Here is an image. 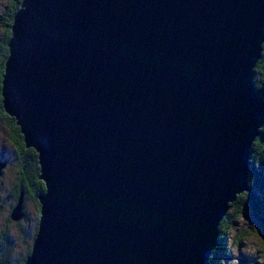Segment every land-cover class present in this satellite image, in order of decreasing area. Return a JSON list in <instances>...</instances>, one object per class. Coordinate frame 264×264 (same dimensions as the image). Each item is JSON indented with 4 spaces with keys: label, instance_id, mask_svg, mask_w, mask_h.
Here are the masks:
<instances>
[{
    "label": "water",
    "instance_id": "1",
    "mask_svg": "<svg viewBox=\"0 0 264 264\" xmlns=\"http://www.w3.org/2000/svg\"><path fill=\"white\" fill-rule=\"evenodd\" d=\"M263 41L264 0H22L1 96L45 185L24 264H207L248 189Z\"/></svg>",
    "mask_w": 264,
    "mask_h": 264
},
{
    "label": "trees",
    "instance_id": "2",
    "mask_svg": "<svg viewBox=\"0 0 264 264\" xmlns=\"http://www.w3.org/2000/svg\"><path fill=\"white\" fill-rule=\"evenodd\" d=\"M4 2L0 3L2 7L0 8V141L3 140L5 144H8L10 147V153L6 156L3 154V152L0 151V160L5 163L4 170L6 168H13L15 170V178L14 183L7 189V193L4 197L3 204H6L8 206V215L11 210V208L16 203V200L19 196V193L23 192V211L25 213V202L27 200H31L35 203V207L38 211V201L37 196L42 194L44 192V184L39 179V166H38V160H37V152L32 148H26L25 144L23 142V136L20 134L19 127L16 124V120L7 115L4 112L3 104H2V96H1V83H2V76L4 73V63L8 56V41L11 36V26L13 22V17L15 13L20 8V4L22 0H3ZM264 46V43L262 45V48ZM261 59V58H260ZM259 59V60H260ZM258 60V61H259ZM263 62V61H261ZM259 63V62H258ZM257 67H260L264 71V65L257 66L254 68L256 70ZM264 82V73L261 75V79L259 84H256V81L254 83L257 86H260V84ZM261 137H264V132L260 133ZM257 143L261 141V138L258 137L256 139ZM251 149V159H250V174H249V187H253L256 185L258 191L262 192V195L264 194V179L261 182V186H257L258 182L260 183L259 176L256 174L255 166L257 167H264V144H252ZM258 147V153L254 152V147ZM9 150H7L8 152ZM255 155H259V157H254ZM4 171L1 172L0 176L2 175ZM263 197V196H262ZM263 199V198H262ZM243 201H247L253 211L260 212V204L256 200L253 199L252 193L249 191L245 193V197L243 198ZM257 203V204H256ZM255 204L257 206H255ZM259 206V207H258ZM229 216H225L224 220L228 218ZM28 216L25 213L24 220L26 221ZM230 218V217H229ZM6 220L8 222L9 218L7 216ZM23 220V221H24ZM37 220H38V214L35 218L36 224H32L30 227L28 226H21V223H17L16 227L18 230V235L16 233V236L18 238L19 243L21 244L22 249L19 251L15 250V241L14 239H11V236L7 233V229L3 228L1 230L2 238H0V264H24L25 258L28 256L31 242L35 236L36 229H37ZM224 220L222 221L220 225L221 234L224 235L223 229H224ZM264 220V219H262ZM222 240V239H221ZM212 253V252H211ZM210 253V254H211ZM212 259V258H211ZM213 260H211L212 264ZM209 263V264H210Z\"/></svg>",
    "mask_w": 264,
    "mask_h": 264
},
{
    "label": "rangeland",
    "instance_id": "3",
    "mask_svg": "<svg viewBox=\"0 0 264 264\" xmlns=\"http://www.w3.org/2000/svg\"><path fill=\"white\" fill-rule=\"evenodd\" d=\"M2 2L4 1L0 0V3ZM2 5H0V8L2 7ZM260 58V60L258 61L259 63L256 62V66L257 64L258 66L264 65V46L262 49H260ZM256 71V84H259L261 75L264 73V71L260 67H257ZM257 87L259 89L261 88V86ZM260 128L264 130V121L262 122ZM258 137L261 138V141H259V143H257L256 141ZM260 143L264 144V137H261V135L255 138L253 144L258 145ZM254 149V152H259L257 146L254 147ZM7 150L9 151L7 152ZM0 151H4L3 154L6 156L11 152L10 147L8 146V144H5L3 140L0 141ZM253 155L256 158H260V156L255 155V153ZM250 159L248 160V174H250ZM255 169L256 174L260 179V183L258 182L257 186L260 185V187H262L264 186L261 184L264 179V167L262 169V167L259 168L255 166ZM2 171L4 172L0 176V232L3 228H6V234L9 233L11 239H14L15 241V250L19 251L23 246H21L16 236V233L18 235L16 223L12 221L8 222L6 220L8 216V206L6 204H3L7 189L15 181V170L9 167L5 170L3 169ZM249 181L250 179L248 177L246 186L248 189L244 192L247 193L248 191H250L252 193L253 199L256 200L258 204H260V212L258 213V210L253 211L254 209L252 210L251 205L247 201L242 202L243 198L245 197L244 192L238 194L236 199L229 205V208L227 210L226 216H229L230 218L228 217L224 220V217L219 223L221 224L224 220V229L222 231L224 232V235L221 234L220 226H218V237L214 240L211 250L212 253L209 255L207 264H209L211 260H213L212 264H264V220H262L264 219V194L262 195V192L258 191L256 185H254L253 187H249ZM34 204L35 203L31 200H27L25 202V213L28 218L26 221L24 220L21 222L22 227H30L32 224H34V220L37 215L35 213ZM256 204L255 206H257Z\"/></svg>",
    "mask_w": 264,
    "mask_h": 264
},
{
    "label": "bare ground",
    "instance_id": "4",
    "mask_svg": "<svg viewBox=\"0 0 264 264\" xmlns=\"http://www.w3.org/2000/svg\"><path fill=\"white\" fill-rule=\"evenodd\" d=\"M263 43H264V41L261 43V45H260V47H261V49H262V45H263ZM8 47V46H7ZM259 60V59H258ZM258 62V61H257ZM256 67V63L253 65V68H252V70H251V74H250V77H249V82H250V85H251V88H252V90L253 91H255V90H259V88L257 87V85L254 83V81H256V78H255V75H257V71L256 70H254V68ZM263 83V84H262ZM261 84H260V86H262V85H264V82H262ZM259 86V87H260ZM255 89V90H254ZM257 92V91H256ZM264 119V118H263ZM264 121V120H263ZM261 129V130H260ZM261 132H264V130L262 129V128H259V130H258V136L260 135V133ZM252 146L253 145H251L249 148V151L252 149ZM251 153V152H250ZM252 154V153H251ZM250 154V155H251ZM248 177H249V174H248V172H247V179H248ZM40 181H42L43 182V180H40ZM43 184H44V182H43ZM44 189H45V185H44ZM246 191V190H245ZM242 192H244V191H242ZM249 192V191H248ZM241 192H239L238 194H240ZM245 193L246 192H244V196H245ZM237 194V195H238ZM237 195L235 196V197H237ZM241 195H243V194H241ZM39 197V195L37 196V198ZM236 199V198H235ZM234 199V200H235ZM233 200V201H234ZM37 201H38V199H37ZM229 205H230V203H229ZM228 210V209H227ZM226 213H227V211L224 213V215H223V217H222V219L226 216ZM220 223V222H219ZM221 224H219L218 226H220ZM211 250H212V248H211ZM211 250H210V253H211Z\"/></svg>",
    "mask_w": 264,
    "mask_h": 264
},
{
    "label": "flooded vegetation",
    "instance_id": "5",
    "mask_svg": "<svg viewBox=\"0 0 264 264\" xmlns=\"http://www.w3.org/2000/svg\"><path fill=\"white\" fill-rule=\"evenodd\" d=\"M34 209H35V213L37 214V210H36V207H35V204H34ZM37 216V215H36ZM17 224V223H16ZM34 224H36V222L34 221ZM0 238H2V234L0 233Z\"/></svg>",
    "mask_w": 264,
    "mask_h": 264
}]
</instances>
